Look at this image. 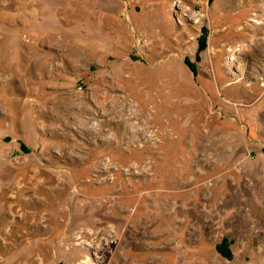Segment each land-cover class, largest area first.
Here are the masks:
<instances>
[{
	"label": "rangeland",
	"instance_id": "rangeland-1",
	"mask_svg": "<svg viewBox=\"0 0 264 264\" xmlns=\"http://www.w3.org/2000/svg\"><path fill=\"white\" fill-rule=\"evenodd\" d=\"M0 264H264V0H0Z\"/></svg>",
	"mask_w": 264,
	"mask_h": 264
},
{
	"label": "crops",
	"instance_id": "crops-1",
	"mask_svg": "<svg viewBox=\"0 0 264 264\" xmlns=\"http://www.w3.org/2000/svg\"><path fill=\"white\" fill-rule=\"evenodd\" d=\"M39 35H42V33H40ZM44 41V40H42ZM51 48H64L63 44H59L57 42H55L54 40H48L47 43ZM28 46V47H27ZM27 48H25L26 51H34L35 49H33V43L31 42V44L26 45Z\"/></svg>",
	"mask_w": 264,
	"mask_h": 264
}]
</instances>
